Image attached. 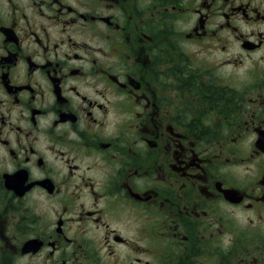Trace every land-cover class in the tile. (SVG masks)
Wrapping results in <instances>:
<instances>
[{
	"label": "flooded vegetation",
	"instance_id": "1",
	"mask_svg": "<svg viewBox=\"0 0 264 264\" xmlns=\"http://www.w3.org/2000/svg\"><path fill=\"white\" fill-rule=\"evenodd\" d=\"M0 264H264V0H0Z\"/></svg>",
	"mask_w": 264,
	"mask_h": 264
}]
</instances>
